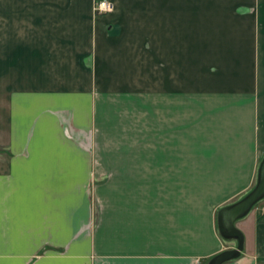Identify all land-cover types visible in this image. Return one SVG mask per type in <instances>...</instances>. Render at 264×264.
Masks as SVG:
<instances>
[{
    "label": "crops",
    "instance_id": "0c3cea01",
    "mask_svg": "<svg viewBox=\"0 0 264 264\" xmlns=\"http://www.w3.org/2000/svg\"><path fill=\"white\" fill-rule=\"evenodd\" d=\"M107 1L0 0V264H203L237 246L216 218L264 158V0ZM168 27L210 30L176 87L166 41L133 30ZM260 214L264 199L223 264H264Z\"/></svg>",
    "mask_w": 264,
    "mask_h": 264
},
{
    "label": "rangeland",
    "instance_id": "374dc122",
    "mask_svg": "<svg viewBox=\"0 0 264 264\" xmlns=\"http://www.w3.org/2000/svg\"><path fill=\"white\" fill-rule=\"evenodd\" d=\"M140 36L153 35L163 38L164 42L152 45L158 49V54L167 63V71L170 87H176L179 83L192 82V69L194 67L193 52L199 49L200 38L209 33V29L193 27H168V28H136L133 29ZM164 49H163V48ZM163 49L166 53L160 51ZM163 68H165L163 66ZM164 73V72H163ZM181 79V80H180ZM261 208V206H260Z\"/></svg>",
    "mask_w": 264,
    "mask_h": 264
},
{
    "label": "water",
    "instance_id": "95a60500",
    "mask_svg": "<svg viewBox=\"0 0 264 264\" xmlns=\"http://www.w3.org/2000/svg\"><path fill=\"white\" fill-rule=\"evenodd\" d=\"M262 197H264V158L262 159L258 169L257 184L250 194L241 201L235 203L233 206L222 208L219 211L224 231L236 233V229L234 228L235 222L245 216L250 211L254 203H256ZM242 244L243 241L241 239L238 241L235 249L220 253L214 259L212 264H223L227 261H230L241 251Z\"/></svg>",
    "mask_w": 264,
    "mask_h": 264
},
{
    "label": "trees",
    "instance_id": "16d2710c",
    "mask_svg": "<svg viewBox=\"0 0 264 264\" xmlns=\"http://www.w3.org/2000/svg\"><path fill=\"white\" fill-rule=\"evenodd\" d=\"M261 161H262V160H261ZM261 161H260V163H261ZM259 166H260V164H259ZM258 169H259V168H258ZM257 178H258V175H257ZM256 184H257V179H256V182H255L254 186L252 187V189H251L248 193H246L245 195H243L242 197H240L236 202H234V203H232V204H230V205H228V206H226V207H231V206H233L235 203H237V202L241 201L242 199H244L245 197H247V196L250 194V192L254 189V187L256 186ZM263 199H264V197H262L261 199H259L256 203H254V205L251 207V209H253L254 207H256V205H257L260 201H262ZM224 208H225V207H224ZM251 209H250V210H251ZM220 210H221V209L218 210V212H217V218H216V224H217V228H218V232H219L220 237H221L223 240H225V241L233 240V241H236V242L238 243V241L242 239V235H241V233H240L238 230H236V233H235V232H226V231H224L223 226H222V223H221V216H220V214H219V211H220ZM263 219H264V214H260V215H258V218H257L258 222L263 221ZM242 246H243V244H242ZM241 251H242V249H241ZM241 251H240V252H241ZM240 252H239L237 255H235L231 260H234V259L238 258V257L241 255ZM218 255H219V254H217V255H215V256L209 258V259H206L205 261H203V264H212L213 261H214V259H215Z\"/></svg>",
    "mask_w": 264,
    "mask_h": 264
},
{
    "label": "built area",
    "instance_id": "2783aa9c",
    "mask_svg": "<svg viewBox=\"0 0 264 264\" xmlns=\"http://www.w3.org/2000/svg\"><path fill=\"white\" fill-rule=\"evenodd\" d=\"M113 8V4L107 0H94L92 12L95 16H101L112 13Z\"/></svg>",
    "mask_w": 264,
    "mask_h": 264
}]
</instances>
